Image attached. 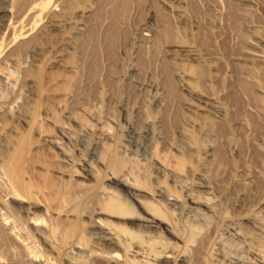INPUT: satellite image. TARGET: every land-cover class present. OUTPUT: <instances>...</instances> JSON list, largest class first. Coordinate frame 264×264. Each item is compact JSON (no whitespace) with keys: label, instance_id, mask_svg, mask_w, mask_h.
Listing matches in <instances>:
<instances>
[{"label":"rangeland","instance_id":"rangeland-1","mask_svg":"<svg viewBox=\"0 0 264 264\" xmlns=\"http://www.w3.org/2000/svg\"><path fill=\"white\" fill-rule=\"evenodd\" d=\"M126 1L121 16L119 0H0V162L22 138L45 169L21 202L0 182V210L36 255L0 247V264H166L134 242L172 248L167 264H264V0ZM121 173L170 233L100 211L133 203Z\"/></svg>","mask_w":264,"mask_h":264},{"label":"bare ground","instance_id":"bare-ground-1","mask_svg":"<svg viewBox=\"0 0 264 264\" xmlns=\"http://www.w3.org/2000/svg\"><path fill=\"white\" fill-rule=\"evenodd\" d=\"M119 1H120L119 3H120L121 8L119 9L118 13L121 16H123L128 11L129 3L126 0H119ZM20 3H21V0H12L13 6H19ZM49 3H50L49 1L40 2L36 5H34L32 9L35 10L37 14L41 15V14L45 13V11H47ZM111 13H113V15H115V18L117 17L116 10L115 11L113 10ZM158 13H160V12H158ZM60 65H61V63H60ZM64 68L70 69L72 67L67 66ZM166 79H167V88L171 91V93H173L174 92L173 82L169 76H167ZM179 79H180L182 85L187 89V91L190 94L198 96L195 88H193L187 82L183 81L182 75L179 76ZM57 106L59 109H61L59 107L60 106L59 103L57 104ZM28 126L31 130H33L39 136H41L40 132H39L41 124L37 120L32 118L31 122L29 123ZM206 126H207V129L213 128V125L211 123L207 124ZM77 127L80 130L86 129V130L91 131V126L85 122L77 123ZM59 130H60V132L64 130L63 132H61L63 134L68 132V131H65L66 127L63 128V127L59 126ZM185 133H186V131H185ZM44 141L48 142V143H55V142H53V139L49 138V137H45ZM11 148H12L11 154L8 156L6 161L0 162V178H1L0 182L2 180V182H3L2 185L4 186V192L6 193V196H8L12 200H17V201L21 202L23 199H30L34 194V191L27 184L30 177H34V176L39 177L40 175H43L41 173L45 169L42 168L43 164H36L32 161V155H33L32 152H34V143L33 142H30L28 140H24V139L20 138L19 140L15 141L13 143V146ZM155 165L157 166V169H159L161 171L165 170L164 164L160 163L159 161H155ZM91 171H92L91 167H88V169H87L88 174L91 173ZM88 174L86 176H89ZM170 174L174 178L180 177L179 173H177L176 171H173V170H170ZM118 177H119L118 182L120 183V185L126 187L128 195L132 199L133 203L114 202L109 197H107L106 200H104L102 202L100 211L104 210V209H108L109 217L115 218L118 220H123V221H129L130 220L132 222V224H135L137 227H142V228L146 229L147 231H161L164 227H166L165 228L166 232L170 233V231L167 229L169 227H167L165 225V223L160 220L158 215L153 210H151L143 202V200H140L139 193L141 191L131 187L128 183H126L125 175H123L122 173ZM1 190H3V189H1ZM159 194H160V196H162L164 198V201L166 203H168L169 205L172 204L171 199L169 198V196H170L169 192L165 188L162 187L159 191ZM135 209L140 210V213L137 214L136 212H134ZM2 210L3 211L0 210V247H2V248L6 247L7 248L9 245L10 246L16 245L19 247V249L21 251V252L19 251L20 254H16L19 258H20V256H22L27 261H29L30 263L35 262V256H36L35 253L33 251L31 252V251L27 250L28 244L26 243V241L30 238H27V240H26V238L23 235V226L24 225H22L20 222H18L16 220H14V217H13L14 214L12 212L8 211V209H6L4 206L2 207ZM99 213H101V212H99ZM54 214L57 215L56 212ZM95 226L98 227V229L103 227V228H106V230L108 229L110 232H112L111 233L112 237L108 236V240L110 243H112L114 245H122V244L126 243L124 241L122 235H120L118 232H116L114 229H112V227H110L108 225L105 226L101 222H98V221L96 222ZM34 227L38 228V224L34 225ZM44 230H51V228L49 226H47V227H44ZM105 232H102V233L105 234ZM41 233L43 234V232H41ZM206 239H207V236H205V237L203 236L202 238H200V240L197 241V244H196L194 250L192 251V254H200L199 252L203 248V246L205 244L204 241ZM30 241H28V242H30ZM104 241H106V240H104ZM31 246H32V244H31ZM132 246H133V249L135 250V251L133 250V252H134L133 255H135V256H138L139 254H141L139 252L142 249L143 250L145 249V251L147 250L146 252H148V254L153 259H156V258L159 259L160 258L166 264L171 262L174 259L173 258L174 252L173 253L170 252L173 249L170 247L164 246V245L160 247L159 251L152 250L148 246L142 245V244L136 243V242L132 243ZM12 247H14V246H12ZM143 250H142V253L145 252ZM3 251H4V249H3ZM6 251H9V250H5V252ZM10 251H11V249H10ZM8 255H11V253L10 254L8 253ZM11 256L13 257V255H11ZM151 257H150V259H151ZM147 258H149V257H147ZM8 259H11V258L9 257ZM13 259H16V258H12V260ZM170 259H172V260H170ZM20 261H22V260H20Z\"/></svg>","mask_w":264,"mask_h":264}]
</instances>
